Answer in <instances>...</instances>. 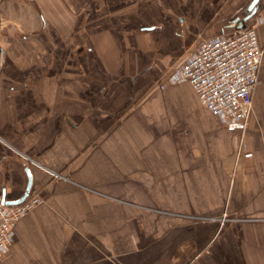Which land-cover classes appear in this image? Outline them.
I'll list each match as a JSON object with an SVG mask.
<instances>
[{"label": "crops", "instance_id": "obj_1", "mask_svg": "<svg viewBox=\"0 0 264 264\" xmlns=\"http://www.w3.org/2000/svg\"><path fill=\"white\" fill-rule=\"evenodd\" d=\"M251 1L0 0V198L29 173L42 200L0 264H264V0L245 23L262 50L246 123L186 81L169 82V107L143 93L239 31ZM116 82L139 100L117 122Z\"/></svg>", "mask_w": 264, "mask_h": 264}, {"label": "built area", "instance_id": "obj_2", "mask_svg": "<svg viewBox=\"0 0 264 264\" xmlns=\"http://www.w3.org/2000/svg\"><path fill=\"white\" fill-rule=\"evenodd\" d=\"M261 57L255 26H245L232 35L200 40L177 74L190 84L199 103L211 115L224 122L246 123ZM41 203L37 195H29L17 205L0 203V249L11 244L16 224Z\"/></svg>", "mask_w": 264, "mask_h": 264}, {"label": "rangeland", "instance_id": "obj_3", "mask_svg": "<svg viewBox=\"0 0 264 264\" xmlns=\"http://www.w3.org/2000/svg\"><path fill=\"white\" fill-rule=\"evenodd\" d=\"M2 24L3 27H7V25H16V21H12V18H9L8 16H3L2 17ZM9 27V26H8ZM23 35V34H22ZM26 37L27 35H23ZM7 37V36H6ZM174 64V63H173ZM172 65H166V69L162 70L160 73H153L152 75L149 76L146 86H144V89L146 91H143L144 96L146 95V102H149L151 99H158L162 100V105L163 106H171L173 105L172 98H171V93H170V88L167 87L170 85L171 81L172 82H185L182 80L178 75H177V67H174ZM129 69V68H128ZM136 69L135 67L131 66V68L126 71L127 74L132 73L133 70ZM170 82V83H169ZM102 85H100V89H102ZM113 96L108 103V106H110V109L114 112L111 118L114 117V120L116 119V122L118 119H120L123 115H126L127 113L132 112L139 104V100L135 99L132 100L129 98V105L124 104L128 102V97L130 95L128 91V82L123 83V82H116L114 83L113 87L109 88ZM173 97V96H172ZM174 99V97H173ZM102 104V103H101ZM104 104V102H103ZM106 105V104H105ZM126 105V106H125ZM100 105V109H101ZM109 109V112H110ZM110 116V115H109ZM220 120V119H219ZM222 121V120H220ZM224 122V121H222Z\"/></svg>", "mask_w": 264, "mask_h": 264}, {"label": "water", "instance_id": "obj_4", "mask_svg": "<svg viewBox=\"0 0 264 264\" xmlns=\"http://www.w3.org/2000/svg\"><path fill=\"white\" fill-rule=\"evenodd\" d=\"M257 2H258V0H252L249 3V5L247 6V8L244 10L245 16L242 19L235 21V29L236 30H242L245 28L246 21L255 12ZM0 53H1V49H0ZM28 177L29 178H28V184L26 186V189L19 199L15 200V201H5L3 198H0V203L6 204V205H17V204L22 203L28 197L29 192H30L31 177H30L29 173H28Z\"/></svg>", "mask_w": 264, "mask_h": 264}]
</instances>
